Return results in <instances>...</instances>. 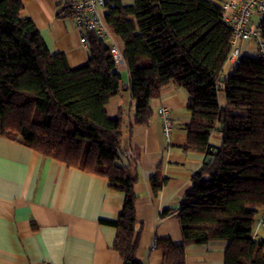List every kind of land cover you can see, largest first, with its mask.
<instances>
[{
  "label": "trees",
  "instance_id": "16d2710c",
  "mask_svg": "<svg viewBox=\"0 0 264 264\" xmlns=\"http://www.w3.org/2000/svg\"><path fill=\"white\" fill-rule=\"evenodd\" d=\"M223 0H116L105 20L121 41L135 123L147 124L152 100L163 86L188 92L190 120L185 151L211 156L192 175V185L176 211L182 243L158 238L162 264H186L187 248L226 239L224 264H264V238L255 239L258 209L264 206V61L245 54L227 69L233 28L224 21ZM60 12L72 15L69 0ZM22 0H0V136L68 166L106 176L124 194L114 220L113 248L124 264H138L136 177L118 164L121 115L108 101L122 88L111 43L85 33L88 60L70 66L66 55L50 50ZM264 37V22L262 27ZM225 102L220 101V92ZM221 134L220 145L211 142ZM166 177L151 178L157 193ZM170 214L166 209L161 216Z\"/></svg>",
  "mask_w": 264,
  "mask_h": 264
},
{
  "label": "crops",
  "instance_id": "0c3cea01",
  "mask_svg": "<svg viewBox=\"0 0 264 264\" xmlns=\"http://www.w3.org/2000/svg\"><path fill=\"white\" fill-rule=\"evenodd\" d=\"M22 1L24 15L34 20L51 51L64 53L72 67L88 60L84 34L62 15L59 0ZM118 45L124 47L121 41ZM247 45L250 49V44H241L243 48ZM119 70L121 74L127 71L124 62ZM121 82L122 88L108 101L106 110L123 119L118 164L136 177L139 244L135 260L162 264L156 241L169 238L182 243L176 211L192 185V175L208 155L183 148L190 120L186 89L174 83L163 86L152 100L149 122L137 124L128 72L122 74ZM219 97L224 103L225 95ZM161 106L168 107L173 118L169 138L158 113ZM213 135L211 142L216 145ZM158 168L166 182L155 193L151 178ZM123 204L124 194L111 188L106 176L68 166L17 139L0 136V264H124L113 248L116 227L102 221L116 219ZM166 209L170 214L161 216ZM263 214L264 206L256 214L255 239L264 238ZM227 246L226 239L189 246L186 264H224Z\"/></svg>",
  "mask_w": 264,
  "mask_h": 264
},
{
  "label": "built area",
  "instance_id": "2783aa9c",
  "mask_svg": "<svg viewBox=\"0 0 264 264\" xmlns=\"http://www.w3.org/2000/svg\"><path fill=\"white\" fill-rule=\"evenodd\" d=\"M72 6V15L69 17L73 24L85 35L93 32L103 39H110L111 50L118 64L124 62L122 52L115 42L114 33L105 20L109 8L114 7L116 0H69ZM222 16L225 22L233 28L231 39L232 50L229 61L237 63L249 50L242 43L249 44L255 40L257 50L255 56L264 61V37L262 27L264 22V0H223L221 2ZM105 9V11H103ZM86 42V38L84 37ZM163 118V132L167 138L173 130V118L170 109L166 106L158 108ZM264 224V214L261 218ZM155 245V242H154ZM50 264V263H46Z\"/></svg>",
  "mask_w": 264,
  "mask_h": 264
},
{
  "label": "rangeland",
  "instance_id": "374dc122",
  "mask_svg": "<svg viewBox=\"0 0 264 264\" xmlns=\"http://www.w3.org/2000/svg\"><path fill=\"white\" fill-rule=\"evenodd\" d=\"M129 2H132L133 0H128ZM103 11H105V9H103ZM107 43H109L111 40L110 39H106L105 40ZM250 49H249V51H248V53L249 54H251V55H255L256 54V50H257V46H256V42H255V40H252V41H250ZM123 63H121V64H119V67L122 65ZM230 64L228 63L227 64V69H230ZM122 74H123V76H127V71L126 70H122ZM221 93V95H224V92L223 91H221L220 92ZM214 135H213V142L214 143H216V145H220V143H221V134L219 133V132H214L213 133Z\"/></svg>",
  "mask_w": 264,
  "mask_h": 264
},
{
  "label": "water",
  "instance_id": "95a60500",
  "mask_svg": "<svg viewBox=\"0 0 264 264\" xmlns=\"http://www.w3.org/2000/svg\"><path fill=\"white\" fill-rule=\"evenodd\" d=\"M210 160H211V156H209V157L207 158L206 163H209Z\"/></svg>",
  "mask_w": 264,
  "mask_h": 264
}]
</instances>
